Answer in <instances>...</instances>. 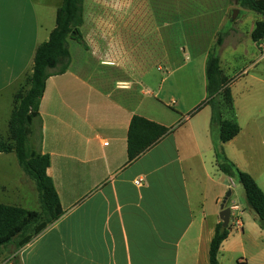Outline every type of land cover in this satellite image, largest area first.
<instances>
[{
    "label": "crops",
    "instance_id": "obj_1",
    "mask_svg": "<svg viewBox=\"0 0 264 264\" xmlns=\"http://www.w3.org/2000/svg\"><path fill=\"white\" fill-rule=\"evenodd\" d=\"M61 3L0 0V98L13 95L31 73ZM154 16L146 27L142 15H83L82 42L68 39L69 67L46 81L40 120L32 125L49 157L47 175L62 215L17 252L20 264H210L227 191L231 231L218 264H264V230L253 212L231 199L236 185L216 167L219 129L210 127V107L203 105L207 57L215 49L221 67L226 40L215 48L216 40L228 21L219 15ZM179 43L197 60L183 59ZM254 47L251 66L259 53ZM223 73L240 128L222 145L224 153L264 192V124L250 114L245 132L238 105L239 97L264 95V77H252L259 91L240 92L238 81ZM133 116L169 132L128 163ZM5 264H12L10 257Z\"/></svg>",
    "mask_w": 264,
    "mask_h": 264
},
{
    "label": "trees",
    "instance_id": "obj_2",
    "mask_svg": "<svg viewBox=\"0 0 264 264\" xmlns=\"http://www.w3.org/2000/svg\"><path fill=\"white\" fill-rule=\"evenodd\" d=\"M235 2L240 8L261 17L255 22L250 34L252 42L258 46L264 40V6L258 5L255 0ZM83 15L84 0H62L56 11L55 28L48 40L35 51L31 73L25 76L26 89L22 93L19 91L14 97L8 123L9 142L0 140V154L15 155L19 168L33 182L39 203L38 210L0 203V256L11 249L9 257L12 264H20L17 252L62 215L54 185L47 175L49 157L41 153L39 141L32 133V125L40 120V99L45 91L46 81L50 76L65 73L69 67L68 39L82 42L80 28ZM221 43L222 38L218 37L216 47ZM206 80L207 100L203 105L210 107V127L216 126L219 129L220 145L215 147L216 167L242 187L246 209L254 213L260 228L264 230V192L253 177L240 171L223 151L222 145L235 138L240 128L234 116L230 80L224 75L214 50L207 57ZM168 132L167 128L159 124L133 116L127 133L128 163L135 161ZM230 231V224L225 228L221 222L216 225L209 247L210 264H218L220 246Z\"/></svg>",
    "mask_w": 264,
    "mask_h": 264
},
{
    "label": "rangeland",
    "instance_id": "obj_3",
    "mask_svg": "<svg viewBox=\"0 0 264 264\" xmlns=\"http://www.w3.org/2000/svg\"><path fill=\"white\" fill-rule=\"evenodd\" d=\"M255 1L258 5L264 6V0ZM167 2H164V0H160L157 3L154 0H85L84 15H142L145 18L146 27L156 17L154 15H219V18L223 16L225 23L228 22L224 29L217 34V37L226 40L220 55L221 68L231 79L238 81L237 87L240 92L247 89L249 92L250 89L254 88H258L259 91L260 85L254 84L252 77H264V62L251 66V62L255 59V57L251 56L255 52V47L247 33L250 25L255 20L261 19L260 16L240 8L235 4V0H177L176 3ZM233 9L239 10L238 15L240 17L238 21L231 22L230 17ZM179 39L180 37H178ZM238 42L241 43L236 44ZM233 46H235V49ZM177 49L178 53L183 55V59L189 56L192 57V60H197L192 54V50L187 49L182 43L178 44ZM215 53L218 55V52ZM189 57L187 58L189 59ZM244 69H246L245 72L241 73ZM25 87V77H23L16 85L13 95L6 97L3 95L0 98L1 141L9 142L8 123L13 108V100L19 91L21 93L25 91ZM244 93L246 94L247 92ZM254 94L250 99L245 97H239L238 99V105L242 109L239 112V123L245 132L250 126V114L252 116L256 113L255 119H258L257 123L264 124V112L260 113V111L264 110V95ZM261 136H264V133ZM261 136L257 135V137ZM235 185L236 188L231 199H236L239 204L246 207L245 201L242 199L244 195L243 189L240 185L236 183ZM0 203L19 206L27 210L39 209L34 184L23 174L13 153L0 154ZM9 250L0 256V264H5V260L9 257Z\"/></svg>",
    "mask_w": 264,
    "mask_h": 264
},
{
    "label": "water",
    "instance_id": "obj_4",
    "mask_svg": "<svg viewBox=\"0 0 264 264\" xmlns=\"http://www.w3.org/2000/svg\"><path fill=\"white\" fill-rule=\"evenodd\" d=\"M235 4H237V2H235ZM238 14H239V10L238 9H233L231 12V17H230V21L234 22L237 18H238ZM231 192L227 191L221 206H220V213H219V220L222 223V227H227L228 223H229V218H230V209L229 208H225V204L228 200V198L230 197Z\"/></svg>",
    "mask_w": 264,
    "mask_h": 264
},
{
    "label": "built area",
    "instance_id": "obj_5",
    "mask_svg": "<svg viewBox=\"0 0 264 264\" xmlns=\"http://www.w3.org/2000/svg\"><path fill=\"white\" fill-rule=\"evenodd\" d=\"M258 51L259 53H258V59L256 63L264 62V40H262L260 44L258 45ZM135 184L140 185V181H135Z\"/></svg>",
    "mask_w": 264,
    "mask_h": 264
}]
</instances>
